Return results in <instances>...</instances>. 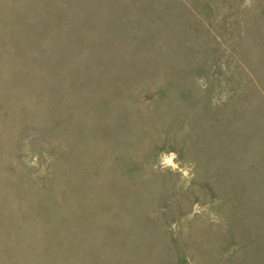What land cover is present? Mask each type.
I'll return each instance as SVG.
<instances>
[{"label":"rangeland","instance_id":"obj_1","mask_svg":"<svg viewBox=\"0 0 264 264\" xmlns=\"http://www.w3.org/2000/svg\"><path fill=\"white\" fill-rule=\"evenodd\" d=\"M0 264H264V0H0Z\"/></svg>","mask_w":264,"mask_h":264}]
</instances>
